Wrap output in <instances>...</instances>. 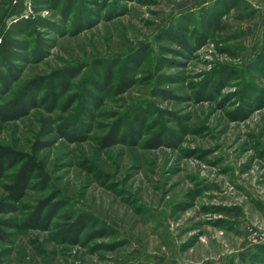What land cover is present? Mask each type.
I'll return each instance as SVG.
<instances>
[{
	"label": "rangeland",
	"instance_id": "obj_1",
	"mask_svg": "<svg viewBox=\"0 0 264 264\" xmlns=\"http://www.w3.org/2000/svg\"><path fill=\"white\" fill-rule=\"evenodd\" d=\"M264 0H0V264H264ZM74 227L75 233L68 230Z\"/></svg>",
	"mask_w": 264,
	"mask_h": 264
},
{
	"label": "trees",
	"instance_id": "obj_2",
	"mask_svg": "<svg viewBox=\"0 0 264 264\" xmlns=\"http://www.w3.org/2000/svg\"><path fill=\"white\" fill-rule=\"evenodd\" d=\"M7 158L13 161L15 164L18 163L16 175L12 184L10 185V197L13 200H17L25 194L32 176L38 175L40 177H45V173L43 172V167L40 161H38L36 157L18 152L13 153L6 147H0V165L2 161ZM68 231L71 234H74L75 228L71 227Z\"/></svg>",
	"mask_w": 264,
	"mask_h": 264
}]
</instances>
